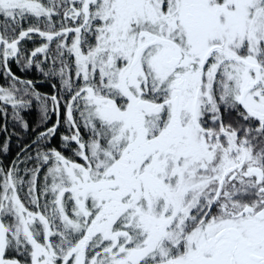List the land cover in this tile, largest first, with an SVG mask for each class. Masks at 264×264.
Masks as SVG:
<instances>
[{
	"label": "snow or ice",
	"instance_id": "obj_1",
	"mask_svg": "<svg viewBox=\"0 0 264 264\" xmlns=\"http://www.w3.org/2000/svg\"><path fill=\"white\" fill-rule=\"evenodd\" d=\"M9 120L0 264H264V0H0Z\"/></svg>",
	"mask_w": 264,
	"mask_h": 264
},
{
	"label": "trees",
	"instance_id": "obj_2",
	"mask_svg": "<svg viewBox=\"0 0 264 264\" xmlns=\"http://www.w3.org/2000/svg\"><path fill=\"white\" fill-rule=\"evenodd\" d=\"M17 74L22 76L23 78H27V79H34V78H36V76H38V74L34 73V72H29V73L25 74L23 72H19L18 70H17ZM38 87L42 91H45V92L49 90L48 86L46 84H39ZM27 118L29 120H33L36 118V114L33 112ZM14 131H18V130L13 129L12 122L9 120L8 121V133L0 135V141H3L9 133H13ZM31 135H32L31 133H28V134H24L21 136H17V135L11 136V140L9 141L10 151L6 154V156L0 155V161H3L4 166L9 165L14 159L17 158V153L20 152V150L23 146L22 142L27 141L29 139V137H31Z\"/></svg>",
	"mask_w": 264,
	"mask_h": 264
}]
</instances>
